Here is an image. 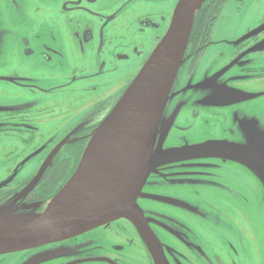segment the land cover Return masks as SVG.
Segmentation results:
<instances>
[{"label":"rangeland","instance_id":"obj_1","mask_svg":"<svg viewBox=\"0 0 264 264\" xmlns=\"http://www.w3.org/2000/svg\"><path fill=\"white\" fill-rule=\"evenodd\" d=\"M177 1L160 0L150 4L151 8L158 7L166 16L162 31L158 33L160 37L168 27ZM48 2L55 4V9H50ZM60 3L61 0H0V115L37 107L43 110L53 106L61 108L66 102L77 107L84 98L79 96L80 91H89L96 82L95 94L109 90L107 87L110 85L114 86L113 90L124 85L122 90H126L157 45L156 40L151 41L147 35L141 62L119 60L113 55L127 52L118 44L123 42L121 37L114 36L109 51L111 56L108 57L110 39L105 36L99 47L98 40L102 38L95 36L97 43L92 59L104 63L101 68L107 75L106 79L96 80L92 78L96 67L86 63L72 65L66 62L65 65V61L74 62L75 55L64 29L67 25L60 18ZM146 8V4H141L140 11ZM130 21V17L125 18L127 28L122 33L129 46L134 39ZM138 42L143 43L144 40L138 39L134 44ZM44 46L61 51L65 49V61L54 54H50L51 60L45 61ZM259 55L262 56L257 58ZM193 58V55L183 58L175 74L163 115L168 123L166 135L158 142L157 149L216 141L248 145L253 143L252 139L257 140L253 136L257 130V116L260 120L257 138L263 142L264 111L261 114L259 108L262 106L264 109V93L258 94L257 90L264 87V82L260 87L254 86V82L246 81L248 77L242 71L248 65L264 68V0H227L212 27L204 54L196 60ZM54 85L60 88L54 90L57 95L45 98L42 92L34 93L36 88L45 90ZM121 95L122 91L111 108L96 118L98 125L107 120ZM86 98L95 97L90 95ZM244 101H247V106L240 108ZM253 102H258V111L250 107ZM39 130L25 134L0 132V185L12 177L14 182L22 181L38 169L46 150L19 166L15 173L17 163L37 149L38 136L48 133L45 127ZM220 136L224 137L218 139ZM22 137H30V141L23 143L20 141ZM192 159L216 165L211 168L194 167L189 171L179 169L180 175L178 170H172V181L166 185L172 190L167 196V204L171 206L173 203L175 209L172 208L171 217L162 215L160 219L172 238L169 244L170 264H264V175L238 150L217 148L210 156L191 157L190 161ZM220 159L231 162L221 167L218 164ZM259 163L264 167V161ZM167 167L157 166L150 171L144 191L155 194L166 190L162 183L170 177L164 178L161 171L169 173ZM156 178L157 182H153ZM238 230L241 232L240 240L235 239ZM88 245L86 240L70 239L1 255L0 264H26L37 258L39 253L48 255L54 250L69 252L73 256L84 254L89 251ZM173 247L175 250L171 251ZM133 254L130 253L129 257L134 261L129 263L138 264ZM65 255L49 256L37 264H61ZM166 263L169 264L168 259Z\"/></svg>","mask_w":264,"mask_h":264},{"label":"flooded vegetation","instance_id":"obj_2","mask_svg":"<svg viewBox=\"0 0 264 264\" xmlns=\"http://www.w3.org/2000/svg\"><path fill=\"white\" fill-rule=\"evenodd\" d=\"M158 1L160 0H61L59 6L61 13L59 14L61 21H64L65 24L67 25V27L64 29L65 31H67V38L69 36V46L71 47L75 55V60L74 62L65 61L64 59L66 54V52L64 53L65 49L64 51H61L49 46H44L45 52L43 54L45 57V61L51 60L50 54H54L60 60L65 61L66 66L67 63L72 65H76L79 63L80 64L86 63L89 66L97 68L95 71L96 74L94 73L92 78L96 80L106 79L107 75L105 71H103V69L101 68V65H104V63L101 62L97 63V60L93 61L92 59L93 56L92 54L95 53V50L93 48L95 46V43H97V40H94V37L97 36L99 38H102L98 40L100 42V44H98L99 47L104 43L103 39L105 36L107 37L106 39H110L109 41L110 49L108 48V52H107L108 53L107 56L110 57L111 54L109 51L113 46L112 40L114 39V36L119 35L121 37L120 40H123V42H121V44L120 43L118 44L121 49H125L127 50V52H124L125 54H114L113 56L119 60L125 59L128 61L131 60L134 62H138V61L141 62L143 60L141 59V57L145 50L146 36L148 35L151 41L156 40V44H157V42L161 38L158 33L162 31L163 28L162 24L166 21V16L162 15V12L159 10L158 7L155 8L150 7V4H156ZM48 4L50 5L49 8L52 7L50 9H55V4L49 2ZM141 4H146L147 10H143L141 12L140 11ZM126 17H130L131 19L130 21L131 32L134 36L133 44L131 46H129L127 37L124 34H122L123 31L127 28V25L126 27L124 25V20ZM138 39H142L144 40V42L143 43L138 42L137 44H134V42ZM208 41L209 38L206 44L208 43ZM206 44L204 45V48L202 50L199 49L197 45H188L183 58H189L192 57L193 55L194 56L193 59L196 60L197 58H199V56L204 54L206 49ZM26 46H28V44H26ZM29 52L31 51L29 50ZM260 56L262 55H259L257 58H259ZM147 58L148 57H146V59ZM82 59H84V61ZM146 59L143 61L142 66L146 61ZM256 64L261 65L262 63H256ZM53 65L55 64L53 63ZM242 72L245 73V75H247L248 77L245 78L246 81L254 82V84H252L254 86L260 87L261 84L264 82V68L256 67L254 65H248L247 68H245ZM98 74L100 75L99 77L97 76ZM94 85L95 86L90 87L89 91L87 90L80 91L79 96L84 98L79 101V106L77 107H71V103L66 102L65 105L61 108L53 106L43 110V108L37 107L24 111H15V112L10 111L6 113L4 112L3 115H0V126L1 125L3 126L2 128H0L1 133L12 132L16 134H23V133L25 134L27 131H32V132L34 131L37 133L40 132L41 130L39 129H42L43 127L48 129L47 134L43 132V134L38 136L36 140V142L39 143L37 149L29 153L19 163H17L15 168V173L19 169V166L26 164L30 159L36 157L37 155H40L46 150L44 157L41 161L42 163L49 154V152L59 143L63 142V144L60 146L59 150L51 158L49 163L46 164L43 172L40 175L39 180L42 179L43 173L47 169V166L50 165L51 162L53 163V161L55 160L58 162L61 159L65 158L67 155L65 149L66 147L79 146L82 143L83 139H86L85 137L88 136L89 131L98 126V122L96 121V118L99 115L106 113L113 105L115 98L120 94L121 91L123 94L125 90V88L124 90H122L124 85L122 86L121 89H116V90H113L114 86L110 85L109 87H107L109 90L105 92L100 91V93L95 94L97 93L96 89L98 83L96 82ZM239 86H241V84H239ZM57 89H60L59 87H57V85L48 86L45 88V90L42 88H36L34 93L39 91L46 95L45 98H49L47 96L50 95L53 96L58 94L54 92V90ZM258 89H259L257 90L258 94L264 93V87H260ZM171 93H172V87L169 97ZM90 95H93L95 98L87 99L86 97ZM169 97L164 105L161 114V119L158 124V130H157L158 132L156 134L154 150L155 149L159 150L157 149L158 142L163 140V138L161 137L164 135V133H166L165 126L168 125V123L163 119V115L165 114L166 105L168 100L170 99ZM257 104L258 102L250 103V107H253L252 110L258 111L257 109L258 107L256 106ZM241 106L243 107L240 108H245L247 106V101H244ZM259 110L260 113L263 114L264 109L262 106L261 108H259ZM193 115H196V112H193ZM259 121L260 120L258 119L257 116L256 132L260 131ZM256 132L255 134L253 133V136L257 140L254 141L252 139L253 143H248V145H244L241 143L238 145H242L245 149H248L251 155H253V157L258 162L259 161L262 162L264 161L261 160V158L264 157V141L260 142L262 140L257 138L258 133ZM31 136L32 135H30V137ZM30 137H22L20 141H22L23 143H27L30 141ZM222 137L224 136H220L218 137V139ZM222 148L231 149L225 147ZM39 149H40L39 153H37L35 156H32L23 163V161L27 157H29L32 153H34ZM213 152L214 150L206 153L205 155L210 156V154ZM242 155H244L245 158H247L249 162L253 164L251 157L249 158V156L245 155L244 153H242ZM197 156H201V155L196 154V155H189L184 157H176L166 161L165 163L161 162L157 164V166H163V167L168 166L167 168H169V173L165 172L164 174L163 171H161L164 178L170 177L169 180H164L165 182L163 181L162 184H165L166 187V185H168V183L172 181L173 169L178 170L177 174L180 175L181 170L189 171L190 168H194V167L211 168L216 165L212 162L203 161V160L199 161L192 159L190 161L191 157L194 158ZM176 160H180V161H176ZM227 162H231V161H227L226 159H220V162L218 164L221 167H224V164H226ZM36 173L37 170L33 174L28 176L26 179L18 182H14V177H12L9 180V182H7L8 184H6L7 186L10 185L12 192L2 193V195L5 197V200L3 199L1 203L5 202L3 204H7L6 202L12 199L8 203L13 204V206L18 209L30 207L32 205L37 204L35 208H37V210H40L43 201L39 196H37L35 200L28 201L27 200L28 193L26 195L22 193L25 185L29 182V180H31V178ZM260 173L264 175V173L262 172ZM157 180L158 179L156 178L155 180H153V182H157ZM147 181L148 178L142 187L141 196L137 198L136 205L141 216L145 219L148 227L151 229V231L159 241L162 248L163 256H165V258L168 259L170 264L171 258L169 253V244L171 243L172 238H170V234L165 231L164 226L162 225L160 219L162 215H169L171 217L175 209V205L173 203L171 206L167 204L169 202V197L167 196L172 193V190L166 187V190L157 191L155 192V194L144 191ZM59 183L60 182H57L55 186H57ZM39 184L40 183H38L33 190H35ZM33 190H31V192ZM173 207L174 209L172 210ZM240 237H241V232L239 231L238 233L236 231L235 239L240 240ZM71 239L86 240L87 243L89 244L88 245L89 251L84 254H79L74 256L70 255V253L67 252L66 250L63 251L67 253H64L59 250H54L51 253L48 252L49 253L48 255L47 253L41 252L39 253L37 258L31 259V261L28 263L37 264L39 261L48 259L49 256L55 257L58 255L66 254L65 256H63L64 260L61 262V264H92V263L130 264L129 262L134 260L130 259L129 254L130 253L133 254L134 252L132 257L137 259L138 264H141V262L142 264H154L152 249L151 247H149L148 239L143 229L140 226H138L135 222L125 218H120L105 223L97 228L89 230ZM69 240L70 239L65 241H69ZM129 249H135V251L132 250L129 251ZM173 250H175L174 247L172 248L171 251Z\"/></svg>","mask_w":264,"mask_h":264},{"label":"water","instance_id":"obj_3","mask_svg":"<svg viewBox=\"0 0 264 264\" xmlns=\"http://www.w3.org/2000/svg\"><path fill=\"white\" fill-rule=\"evenodd\" d=\"M203 2L177 1L166 32L107 120L93 134L89 145L94 135L102 127L106 128L102 151L85 176L81 179L83 155L88 147L65 186L54 196H59L54 206L50 207V202L40 213L34 211L37 204L25 212H17L8 205L0 206V255L62 242L105 223L126 218L143 229L154 264H163L161 245L136 206L147 175L158 161L203 155L225 147L251 157L254 165L264 173L263 166L248 149L221 141L153 151L164 105L182 61L195 13ZM62 144L49 152L24 188V194L36 184ZM39 152L40 149L23 163Z\"/></svg>","mask_w":264,"mask_h":264},{"label":"trees","instance_id":"obj_4","mask_svg":"<svg viewBox=\"0 0 264 264\" xmlns=\"http://www.w3.org/2000/svg\"><path fill=\"white\" fill-rule=\"evenodd\" d=\"M227 0H204L202 5L200 6L199 10L196 12L194 21L191 27V31L188 38V45H197L199 49H203L204 45L206 44L210 33L212 31V27L215 21L218 18V15L222 9V6L225 4ZM187 48V47H186ZM96 128L91 129L86 139H83L82 143L79 146L75 147H66V157L61 159L60 161H53L50 165L47 166V169L43 173L42 179H40L38 183V187L33 190L36 185L33 187V191L30 193L28 192L27 200L32 201L39 196L41 198L42 205L41 208L45 205L48 199L53 195V193L57 190V188L65 182V180L70 176V174L75 169L79 159L91 137V135L95 132ZM59 160V159H58ZM9 182V181H8ZM60 182L57 186L55 184ZM7 182L0 186V206L4 205L1 201L5 197L2 193L12 192L10 185ZM39 192V193H38ZM26 195V194H25ZM12 200V199H11ZM9 200V201H11ZM8 201V202H9ZM6 202L7 204H10ZM17 212L26 211L25 208L18 209L16 208Z\"/></svg>","mask_w":264,"mask_h":264},{"label":"bare ground","instance_id":"obj_5","mask_svg":"<svg viewBox=\"0 0 264 264\" xmlns=\"http://www.w3.org/2000/svg\"><path fill=\"white\" fill-rule=\"evenodd\" d=\"M105 127H102L93 137L90 145L83 155L82 170H81V179L88 172L91 165L95 164L99 156L100 151H102V145L105 138ZM56 196L50 203V207L54 206L57 202ZM259 247V246H258Z\"/></svg>","mask_w":264,"mask_h":264}]
</instances>
